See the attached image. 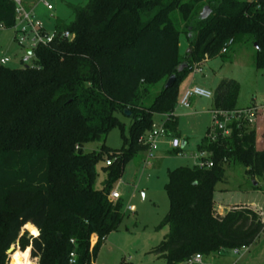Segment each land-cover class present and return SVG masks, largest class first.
<instances>
[{
  "label": "trees",
  "instance_id": "1",
  "mask_svg": "<svg viewBox=\"0 0 264 264\" xmlns=\"http://www.w3.org/2000/svg\"><path fill=\"white\" fill-rule=\"evenodd\" d=\"M69 7L72 19L57 22L55 31L67 30L71 39L37 46L29 63L0 64V264L7 263L6 252L17 240L21 249L9 255V263L35 264L37 258L38 264H92L124 216L122 201L110 198L114 183L125 163L146 149L156 115H167L164 125L175 128L180 84L194 65L239 42L255 48L253 65L264 69V1L87 0ZM14 25V2L0 0V28ZM180 35L188 43L183 55ZM238 96V82L222 80L211 109H239ZM119 115L130 119L128 135L121 133L123 146L102 143L85 151L114 127L123 129ZM228 127L225 136L216 130L211 137L208 130L198 145L211 166L167 173L169 208L162 222L168 231L152 249L166 264L247 247L262 236L255 208L235 205L220 214L214 207V188L227 166L238 164L252 180L264 179V147H257L254 124L244 119ZM104 155L111 162L95 188Z\"/></svg>",
  "mask_w": 264,
  "mask_h": 264
},
{
  "label": "rangeland",
  "instance_id": "2",
  "mask_svg": "<svg viewBox=\"0 0 264 264\" xmlns=\"http://www.w3.org/2000/svg\"><path fill=\"white\" fill-rule=\"evenodd\" d=\"M43 1L48 2L52 9L33 11V15L35 19L43 22L48 32L55 30V17H60L63 23H68L72 19L69 4L84 5L87 2V0ZM171 17L175 26L180 29L181 21L178 12L174 11ZM23 36L14 27L0 28V57L9 59L6 63L9 67L19 66L21 57L31 45L30 36L25 39L23 45L20 44L19 41ZM179 44V53L183 55L188 49L184 35H180ZM254 55L255 48L252 45L237 42L226 54L202 61L201 72L196 74L190 72V75H194L195 79H200L205 88L213 90L222 80H236L239 84L237 105L250 106L253 109L255 117L252 123L257 130L259 140H264V69L253 65ZM186 79L187 77L180 86ZM173 111L178 117V125L175 129L164 127L163 135L157 140V149L152 164L144 165L146 150H141L125 163L121 176L114 183L113 190L120 195L124 216L119 227L108 233L100 245L94 259L96 264H166L165 259L156 256L152 249L168 231L167 224L162 222V217L169 208L168 196L164 189L168 179L167 173L179 166L199 164L198 145L212 125V114L208 108L203 106V103L193 105L188 109L181 107L177 102ZM156 116L153 123L158 125L163 124L167 119L166 115H162L163 119ZM119 118L124 122L123 129L114 127L103 141L90 142L84 146V150H98L102 143L111 149H120L123 146L121 133L128 135L130 119L121 115ZM173 137L179 138V148L171 147L170 142ZM107 159L104 155L96 165L95 188H100L106 177L104 167H106ZM254 180L260 181L257 184L263 186V178ZM254 180L245 175L242 166L238 164L227 166L224 180L218 182L214 188L215 209H227L231 205L248 201L251 198L250 191ZM127 206H130L131 210H127ZM24 231L26 230L22 228V232ZM29 232L36 231L29 230ZM95 241L96 236L93 234L90 238V247ZM12 245L15 246V251L21 249L18 240ZM34 259L35 264H38L37 258ZM8 260L9 254L7 253L6 264H9ZM92 264H94L93 261Z\"/></svg>",
  "mask_w": 264,
  "mask_h": 264
},
{
  "label": "built area",
  "instance_id": "3",
  "mask_svg": "<svg viewBox=\"0 0 264 264\" xmlns=\"http://www.w3.org/2000/svg\"><path fill=\"white\" fill-rule=\"evenodd\" d=\"M15 4V25L13 26L17 32H21L24 36L20 39V44L23 45L28 36H30L31 45L28 49L31 50V53L28 54L25 52L24 56L21 57L22 63H29L34 58L33 49L39 45L46 46L51 43L56 37H61L65 39H71L72 33L65 30L61 33H57L55 30L53 32H48L45 30L43 22L41 20L35 19L33 15V10L26 8L25 2L28 1H36L40 2L44 5L48 10L52 9V6L48 2H44L43 0H12ZM29 29V30H28ZM28 31V33H27ZM232 40H229L224 47L222 48V52H226L228 46L231 44ZM9 61L6 57H0V64H6ZM205 61V60H204ZM202 62L197 63L192 68L191 72L193 74L201 72L200 65ZM193 97H203L207 99H212L213 92L209 89L200 86V85H189L185 87V89L180 94L177 102L183 108H190L191 99ZM212 114V125L209 130L211 137L215 133L216 130L221 131V136H225L229 134L228 125L239 120L247 119L249 122L254 121V111L250 106L241 107L235 110H217L211 109ZM167 116V115H166ZM168 118V116H167ZM164 123L161 125L152 124L151 130L148 132L145 138L146 144V155L144 160V165L150 166L152 164V160L155 157V152L157 149V140L164 133ZM214 138V137H213ZM170 145L172 148L176 149L180 146V140L177 137L171 139ZM206 155L205 152H200V162L196 164L199 167L203 166H211L210 162H206L202 160V157ZM110 160L107 159L106 164H110ZM120 197L119 193L116 190H112L110 193V198L113 200H117ZM128 210H131L130 206H127ZM256 209V208H255ZM258 215L260 216L261 222L263 224L262 235L264 236V211L260 209H256ZM242 248H234L231 251L235 254H238ZM75 259V253H70V263H73ZM186 264H206L203 260V257L199 254H196L192 259H190Z\"/></svg>",
  "mask_w": 264,
  "mask_h": 264
},
{
  "label": "crops",
  "instance_id": "4",
  "mask_svg": "<svg viewBox=\"0 0 264 264\" xmlns=\"http://www.w3.org/2000/svg\"><path fill=\"white\" fill-rule=\"evenodd\" d=\"M71 4H74V3H71ZM71 4H69V6ZM78 4H80V3H78ZM25 6H26V8H31L33 11L47 9L44 7V5L42 3L36 2V1L25 2ZM60 19L61 18L58 16L55 17V25L57 24V22H60ZM193 84L205 87L204 85H202V82L200 79H195L194 75L192 76L189 74L187 76V79L183 82L182 86H180V94L185 89V87H187L189 85H193ZM206 88L211 90L212 92L214 91L213 89H210L208 87H206ZM205 99H207V98H205ZM202 103H203V106H205L206 108L211 110L212 99H210L209 101H206L203 99V97H193L191 99L190 108H192L193 105H198V104L202 105ZM240 107H243V106H240ZM190 108H188V109H190ZM173 114L175 115L174 111H173ZM156 117H158L159 119H163L162 115H157ZM175 117H176V123H175V128H176L178 125V121H177L178 117L176 115H175ZM256 132H257V130H256ZM182 143H185V142H182ZM257 147H259V148L264 147V140H259L258 133H257ZM255 182H256V184L260 183V181H258V182L255 181ZM256 184H253V186H255ZM262 185L264 186V182ZM263 186L262 187L260 186L257 189H254L252 187V189L250 191L252 193L250 195L251 198L248 201H246L245 203H237V204L229 206V208H227V209L217 208V212L220 214H223L228 209L232 208L235 205L249 206V207L260 209V210L264 211V187ZM119 199H120V197H119ZM35 233H37V231L32 233V234H35ZM94 236H96V235H94ZM203 260L206 264H264V236L262 235L257 241H255L251 245L247 246L245 249L241 250L238 254H235L232 251L231 252L225 251V252H222L221 254L216 255V256L206 257L205 259L203 258ZM93 263L96 264L95 260H93Z\"/></svg>",
  "mask_w": 264,
  "mask_h": 264
},
{
  "label": "water",
  "instance_id": "5",
  "mask_svg": "<svg viewBox=\"0 0 264 264\" xmlns=\"http://www.w3.org/2000/svg\"><path fill=\"white\" fill-rule=\"evenodd\" d=\"M26 53L30 54V53H31V50H30V49H26ZM174 79H175V75L172 74V75L167 79V81L165 82L164 87H165V88L170 87L171 84L173 83ZM125 114L128 116V115H129V112L126 111ZM253 183L256 184L255 181H254ZM14 250H15V246L12 245V246H10V247L8 248L7 253L10 255Z\"/></svg>",
  "mask_w": 264,
  "mask_h": 264
},
{
  "label": "bare ground",
  "instance_id": "6",
  "mask_svg": "<svg viewBox=\"0 0 264 264\" xmlns=\"http://www.w3.org/2000/svg\"><path fill=\"white\" fill-rule=\"evenodd\" d=\"M27 227H28V226H26V228H27ZM14 251H15V250H14ZM14 251H13V252H14ZM13 252H12V253H13ZM12 253H11V254H12ZM9 264H26V262L12 261V262H10Z\"/></svg>",
  "mask_w": 264,
  "mask_h": 264
}]
</instances>
